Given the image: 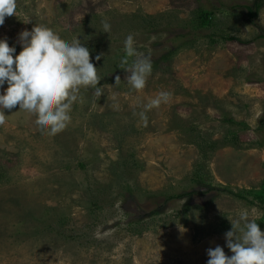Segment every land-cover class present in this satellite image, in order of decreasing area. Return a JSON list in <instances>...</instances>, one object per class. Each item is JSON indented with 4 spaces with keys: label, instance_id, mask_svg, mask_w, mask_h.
Segmentation results:
<instances>
[{
    "label": "rangeland",
    "instance_id": "374dc122",
    "mask_svg": "<svg viewBox=\"0 0 264 264\" xmlns=\"http://www.w3.org/2000/svg\"><path fill=\"white\" fill-rule=\"evenodd\" d=\"M256 1L17 0L0 38L18 54L34 26L78 37L103 93L81 87L55 135L18 105L4 109L0 264H207L209 248L233 254L228 216L247 209L264 231V0L256 18L247 9ZM130 34L152 61L142 90L128 82ZM161 92L168 100L147 109Z\"/></svg>",
    "mask_w": 264,
    "mask_h": 264
},
{
    "label": "clouds",
    "instance_id": "9594fccd",
    "mask_svg": "<svg viewBox=\"0 0 264 264\" xmlns=\"http://www.w3.org/2000/svg\"><path fill=\"white\" fill-rule=\"evenodd\" d=\"M16 13L17 0H0V26L6 17ZM110 30V23L104 21L103 31ZM19 41L22 50L17 54L16 46H10L7 38H0V125L5 123L4 109L18 105L20 110L38 117L36 124L42 134L55 135L70 122L71 106L78 100L80 88H96L100 83L97 67L81 39L77 37L69 43L47 26L22 31ZM125 50L127 57H136L126 69L131 73L128 82L134 89L142 90L152 71L151 58L137 52L131 34L125 40ZM100 58L96 56L97 61ZM119 79L117 76L116 82ZM102 93L96 88L97 95ZM168 96L161 92L145 107H158ZM228 218L232 228L225 233L226 246L233 254L227 255L220 245L209 248L207 264H264V231L250 218L249 210H241L235 219Z\"/></svg>",
    "mask_w": 264,
    "mask_h": 264
},
{
    "label": "trees",
    "instance_id": "16d2710c",
    "mask_svg": "<svg viewBox=\"0 0 264 264\" xmlns=\"http://www.w3.org/2000/svg\"><path fill=\"white\" fill-rule=\"evenodd\" d=\"M261 1L262 0H257L253 5L247 6L248 15H249L250 19H253V18L257 17L259 9L261 8L262 3H263ZM263 37H264V35H263Z\"/></svg>",
    "mask_w": 264,
    "mask_h": 264
}]
</instances>
